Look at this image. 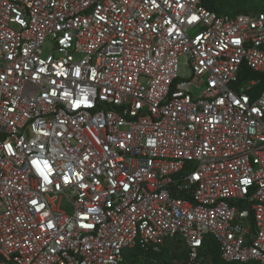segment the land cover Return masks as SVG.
Returning a JSON list of instances; mask_svg holds the SVG:
<instances>
[{"label": "built area", "instance_id": "1", "mask_svg": "<svg viewBox=\"0 0 264 264\" xmlns=\"http://www.w3.org/2000/svg\"><path fill=\"white\" fill-rule=\"evenodd\" d=\"M203 1L0 0V264H264V0Z\"/></svg>", "mask_w": 264, "mask_h": 264}, {"label": "rangeland", "instance_id": "2", "mask_svg": "<svg viewBox=\"0 0 264 264\" xmlns=\"http://www.w3.org/2000/svg\"><path fill=\"white\" fill-rule=\"evenodd\" d=\"M221 5L222 10L220 12L237 14V13H249L254 14L259 11V4L255 0H216ZM51 46L48 45L44 50V56L51 52ZM180 76L188 78L192 74L190 66L185 65L184 58L180 59ZM259 73L249 74L247 77L249 79H258L261 82ZM63 208L67 211H71V207L68 202L64 201ZM164 250H167V256L171 258L175 256L174 264H181L183 260V255L185 253V246L179 241V239H173L166 242ZM135 264H165L161 259L153 256H143L140 257L138 262Z\"/></svg>", "mask_w": 264, "mask_h": 264}, {"label": "trees", "instance_id": "3", "mask_svg": "<svg viewBox=\"0 0 264 264\" xmlns=\"http://www.w3.org/2000/svg\"><path fill=\"white\" fill-rule=\"evenodd\" d=\"M203 4L209 10L215 11L217 13H222L220 12L222 10L221 5L216 0H204ZM248 74H252V73H247V70L245 69L241 73L239 81L242 82L243 79H245L246 76H248ZM258 75L261 78L260 79L261 82L259 83L256 90H264V73H259ZM206 241L208 242H205V247L201 251L200 261L194 264H227L223 262L221 259V249L219 244L216 242V240L213 237H208ZM165 245L166 243L162 247L161 253H158L156 255H150L151 253L149 252H147V254H144L143 250H138V249L131 250L125 254L124 264H135L136 262H138L140 257L148 256V255L161 259L165 264H174L175 256H172L171 258L167 256V250L166 251L164 250ZM189 261L190 259L188 257L187 249L185 247V253L183 255V260L181 261V264H191ZM246 264H253V263H246Z\"/></svg>", "mask_w": 264, "mask_h": 264}, {"label": "bare ground", "instance_id": "4", "mask_svg": "<svg viewBox=\"0 0 264 264\" xmlns=\"http://www.w3.org/2000/svg\"><path fill=\"white\" fill-rule=\"evenodd\" d=\"M245 69H243V71H244ZM240 76H241V74H240ZM240 76H239V80H240ZM190 77V76H189ZM188 77V78H189ZM184 78V77H183ZM247 78V77H246ZM243 79V81L242 82H240L239 81V83H244V82H246V80L247 79ZM259 80L258 79H254V78H252V80L250 81V85H251V89L252 90H254V91H264V90H256V88L258 87V85H259V83L260 82H258ZM253 83V84H252ZM64 203V202H63ZM63 205V204H62ZM62 208H63V206H62ZM64 209V208H63ZM66 210V209H65ZM209 237H213L215 240H216V242L219 244V242L217 241V239L214 237V236H209ZM207 238L208 237H204V239H203V247H202V250L204 249V247H205V242H208V241H206L207 240ZM180 241V240H179ZM181 242L185 245V247H186V249H187V246H186V244L182 241V239H181ZM219 246H220V244H219ZM220 249H221V247H220ZM201 250V251H202ZM187 253H188V256H189V251H188V249H187ZM221 253H222V251H221ZM190 259V258H189Z\"/></svg>", "mask_w": 264, "mask_h": 264}, {"label": "clouds", "instance_id": "5", "mask_svg": "<svg viewBox=\"0 0 264 264\" xmlns=\"http://www.w3.org/2000/svg\"><path fill=\"white\" fill-rule=\"evenodd\" d=\"M215 12V11H214ZM217 13V12H216ZM223 13V12H222ZM230 14V13H229Z\"/></svg>", "mask_w": 264, "mask_h": 264}]
</instances>
